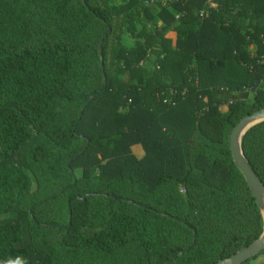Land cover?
Listing matches in <instances>:
<instances>
[{"label": "trees", "instance_id": "16d2710c", "mask_svg": "<svg viewBox=\"0 0 264 264\" xmlns=\"http://www.w3.org/2000/svg\"><path fill=\"white\" fill-rule=\"evenodd\" d=\"M118 1L0 0V264H215L263 232L229 134L264 108V0ZM241 151L264 186V122Z\"/></svg>", "mask_w": 264, "mask_h": 264}, {"label": "water", "instance_id": "95a60500", "mask_svg": "<svg viewBox=\"0 0 264 264\" xmlns=\"http://www.w3.org/2000/svg\"><path fill=\"white\" fill-rule=\"evenodd\" d=\"M264 122V108L244 116L231 130L229 134V150L232 162L242 174L246 185L258 207L263 220V232L260 237L241 249L229 258L220 260L215 264H242L264 250V186L258 181L249 167L241 151V140L245 133L253 126Z\"/></svg>", "mask_w": 264, "mask_h": 264}, {"label": "rangeland", "instance_id": "374dc122", "mask_svg": "<svg viewBox=\"0 0 264 264\" xmlns=\"http://www.w3.org/2000/svg\"><path fill=\"white\" fill-rule=\"evenodd\" d=\"M169 1L170 0H152L151 2L143 3L142 6H144L145 9L150 10L151 13L155 15L157 10H158L157 5L166 6L169 4ZM116 4H121V1L117 0ZM142 9H143V7L139 10V12L136 9V12L133 13L134 17L139 16L140 23H137V29H140L142 26H145V28H146L147 19L145 16L142 15ZM124 31H125V27L123 29V33H124ZM123 38H124V43L127 46L133 45L135 43V40H136L135 38H132L127 32H125L123 34ZM231 99H236V98L233 97ZM132 154L138 159L142 156V151L139 148H133ZM74 174L76 177H79L81 175V172H80V170H76L74 172ZM95 175H96V173H95ZM132 249H133V247L130 246V247H127L125 251L128 255H130ZM130 257L131 256H129V258ZM251 264H264V254L258 256L254 261L251 262Z\"/></svg>", "mask_w": 264, "mask_h": 264}]
</instances>
